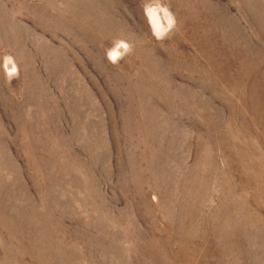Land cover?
I'll list each match as a JSON object with an SVG mask.
<instances>
[{
  "label": "rangeland",
  "instance_id": "374dc122",
  "mask_svg": "<svg viewBox=\"0 0 264 264\" xmlns=\"http://www.w3.org/2000/svg\"><path fill=\"white\" fill-rule=\"evenodd\" d=\"M144 2L0 0V264H264V0Z\"/></svg>",
  "mask_w": 264,
  "mask_h": 264
},
{
  "label": "clouds",
  "instance_id": "9594fccd",
  "mask_svg": "<svg viewBox=\"0 0 264 264\" xmlns=\"http://www.w3.org/2000/svg\"><path fill=\"white\" fill-rule=\"evenodd\" d=\"M143 12L151 34L157 41L165 40L175 29V16L164 0H145ZM133 47V44L124 39H115L105 52L106 58L114 65L119 64L121 60L132 53ZM0 70L4 71L5 78L9 83L19 76V68L10 55L2 58Z\"/></svg>",
  "mask_w": 264,
  "mask_h": 264
}]
</instances>
